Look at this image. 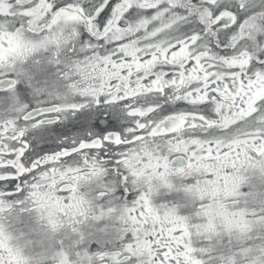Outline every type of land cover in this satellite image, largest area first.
<instances>
[{
	"label": "snow or ice",
	"instance_id": "1",
	"mask_svg": "<svg viewBox=\"0 0 264 264\" xmlns=\"http://www.w3.org/2000/svg\"><path fill=\"white\" fill-rule=\"evenodd\" d=\"M0 264H264V0H0Z\"/></svg>",
	"mask_w": 264,
	"mask_h": 264
}]
</instances>
